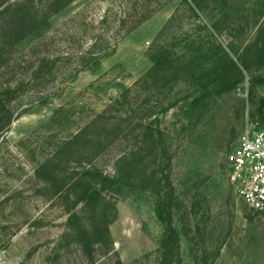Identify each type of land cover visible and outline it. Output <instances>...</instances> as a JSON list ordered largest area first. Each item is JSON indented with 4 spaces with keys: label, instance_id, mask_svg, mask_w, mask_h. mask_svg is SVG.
Wrapping results in <instances>:
<instances>
[{
    "label": "rangeland",
    "instance_id": "obj_1",
    "mask_svg": "<svg viewBox=\"0 0 264 264\" xmlns=\"http://www.w3.org/2000/svg\"><path fill=\"white\" fill-rule=\"evenodd\" d=\"M7 3L36 29L0 18H17L0 32V264H264V211L225 160L260 125L264 0ZM146 125L158 159L105 193L110 239L86 240L72 182L87 162L112 175Z\"/></svg>",
    "mask_w": 264,
    "mask_h": 264
},
{
    "label": "trees",
    "instance_id": "obj_2",
    "mask_svg": "<svg viewBox=\"0 0 264 264\" xmlns=\"http://www.w3.org/2000/svg\"><path fill=\"white\" fill-rule=\"evenodd\" d=\"M40 1V0H38ZM69 0H61V5L58 7L48 6L49 12L52 14L60 10ZM7 0H0V18L5 14L11 16H17L19 19L25 20L23 24V31H21L22 37L29 34L33 30H27L26 23L31 20V11L34 7H28L20 10L19 12L14 10L16 5H10ZM6 4V5H5ZM5 5V6H4ZM3 6V7H2ZM9 15V16H10ZM16 18V20H17ZM15 20V21H16ZM15 21L10 20L6 24L7 28L3 30L4 26L0 27V32L7 31L9 33H16L13 28ZM264 31V26L262 28ZM261 31V30H260ZM256 55L262 63H264V37L256 39L255 43ZM157 64L154 63L151 72H155ZM229 73H224L223 77H228ZM147 76V75H146ZM258 83H264V75L257 77ZM257 113L260 117L259 126L256 128L264 129V98H261L258 104ZM137 138V146L134 152L124 155L122 158H118L114 163V173L112 175L105 174L94 165L87 162V165L82 166L78 178L72 182V188L76 191L77 201L82 203L85 215L83 220L76 223V229L78 234L86 236L90 234L86 240H92L94 243L103 244L110 239L108 225L111 223L115 216V205L112 201L108 200L105 193L111 191L113 187L119 186H132L134 179L139 176L143 171L147 163L150 161L155 162L158 159L159 147L162 141V134L159 128H152L150 125L141 126ZM73 215L70 216L72 219ZM167 252L165 253L166 256ZM165 264L168 263L167 258L164 259Z\"/></svg>",
    "mask_w": 264,
    "mask_h": 264
},
{
    "label": "built area",
    "instance_id": "obj_3",
    "mask_svg": "<svg viewBox=\"0 0 264 264\" xmlns=\"http://www.w3.org/2000/svg\"><path fill=\"white\" fill-rule=\"evenodd\" d=\"M225 160L235 196L250 209L264 211V129L246 127Z\"/></svg>",
    "mask_w": 264,
    "mask_h": 264
}]
</instances>
